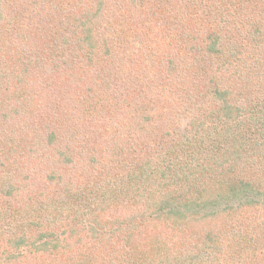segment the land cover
Here are the masks:
<instances>
[{
  "label": "trees",
  "instance_id": "16d2710c",
  "mask_svg": "<svg viewBox=\"0 0 264 264\" xmlns=\"http://www.w3.org/2000/svg\"><path fill=\"white\" fill-rule=\"evenodd\" d=\"M0 264H264V0H0Z\"/></svg>",
  "mask_w": 264,
  "mask_h": 264
},
{
  "label": "rangeland",
  "instance_id": "374dc122",
  "mask_svg": "<svg viewBox=\"0 0 264 264\" xmlns=\"http://www.w3.org/2000/svg\"><path fill=\"white\" fill-rule=\"evenodd\" d=\"M31 31H33V29H31ZM157 33H158V36H159L158 40L162 39V36H164V33H165L164 28L160 27V29L157 30ZM152 42L153 41H150V40L144 42L145 43L144 45L146 47L145 50L140 51L141 50L140 49V50L134 51L133 56H136L138 58V63H137V61L136 62H133V61L128 62L130 59L133 58V56H132V58H128L126 60V62L123 61L124 59H119V60H122L121 63H124L123 66H122L124 68V70H122V73L120 71H118V72H116L117 74H115V79H114V81H115L114 84L115 85L114 86H117L116 87L117 89H120L121 87H126L127 89L128 88L130 89L131 87L127 84V82H128V83L133 85V88L135 90V85L132 83L131 79L134 78L135 69L139 67L138 64L142 65V63L150 62L151 60H153V59H151L153 57L150 54L147 55V52L157 51L158 48L164 46L162 44H159L158 48H156L155 45H153V47L150 48V44ZM171 47L172 46H168V49H163L160 52L155 53L156 57L157 58H161L163 53H165V54L168 53V50L170 52H172V50H171L172 48ZM134 59L135 58H133V60ZM140 61H141V63H140ZM126 63H128V64H126ZM143 75H145V74H143ZM129 80H130V82H129ZM161 105H162V103H156V105H155V109H156L155 110L156 111L155 115L157 116V119H154L155 121L151 122V126L152 127L156 126L155 127L156 128L155 132L164 131V129H166V126L164 127V122L162 121V117L161 116H164V113L166 112L165 110L169 111V109L168 108H163ZM127 110H128V106H125V109L121 110L124 113V114H122V116L124 115L125 128L127 129L129 127V128H132L131 130H133L134 127H135V125L133 124L134 120L130 119V117L134 116V114H132L131 116H130V114H126ZM122 116H121V118H122ZM83 131H86V136L85 137H88L90 139L89 140L91 142L90 145H92V143H94V141L97 142L96 144L99 145L97 147V151H98L97 156L99 155V157H100L99 159L100 160H105L106 161V158H104L105 154H104L103 149H104V144H105V139H106L107 133H109V132L105 131V126H104L103 122L101 120H99V121L98 120H92V121L90 120L89 121V127L84 128ZM63 144L64 143L62 142L60 145H63ZM58 147H60V146L58 145ZM58 147H56V148H58ZM74 147H77V146H74ZM89 148H90V146L87 147L88 150H89ZM84 152H85V154L82 157H85L84 160H87V157H91V153L93 151L90 150V151H84ZM56 154H57L56 151H54L52 149L46 150L45 156L47 157L48 161L45 160L44 156H41V157L40 156L39 157L36 156L32 160L31 164H28V166H26L25 173H26V177L27 178H26L25 181H23V184H27L28 185V189L26 191L27 196L25 197V194H22L20 199H22L23 197L28 199L29 195H33V194L40 195V193L43 192L44 189H46V188H47V192L50 193V190L52 191L54 185L50 184L49 180L47 179V175H48V173H49V171H50V169L52 167L56 166V168H57V166H58V165H54L52 160L51 161L49 160V158H53L54 159ZM75 165L76 166L70 167L69 169L67 168V170H66V168H63V167L60 168L59 166L58 167H59L61 173H65L66 172L67 175H70V176L74 175L77 181H79L80 183L84 182L87 179V175L85 174V172L83 170V167H86L87 165H85L82 161L77 162ZM98 173H99V171L97 172V174ZM90 174H91V176L93 178V173H90ZM44 193H46V192H44ZM24 198L22 199V201L24 200Z\"/></svg>",
  "mask_w": 264,
  "mask_h": 264
}]
</instances>
